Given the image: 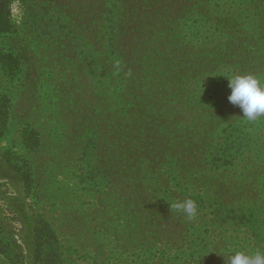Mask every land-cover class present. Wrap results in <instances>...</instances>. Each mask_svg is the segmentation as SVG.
I'll use <instances>...</instances> for the list:
<instances>
[{
    "label": "rangeland",
    "instance_id": "374dc122",
    "mask_svg": "<svg viewBox=\"0 0 264 264\" xmlns=\"http://www.w3.org/2000/svg\"><path fill=\"white\" fill-rule=\"evenodd\" d=\"M234 74L264 80V0H14L0 264H227L254 249L217 215L264 184V117L228 101ZM189 198L194 218L175 207Z\"/></svg>",
    "mask_w": 264,
    "mask_h": 264
},
{
    "label": "clouds",
    "instance_id": "9594fccd",
    "mask_svg": "<svg viewBox=\"0 0 264 264\" xmlns=\"http://www.w3.org/2000/svg\"><path fill=\"white\" fill-rule=\"evenodd\" d=\"M228 80L231 90L228 101L240 108L243 118L256 121L264 117V80L253 74H234L228 76ZM175 207L189 218H194L197 214V206L190 198ZM225 258L227 264H264V251H256L253 254L229 251Z\"/></svg>",
    "mask_w": 264,
    "mask_h": 264
},
{
    "label": "trees",
    "instance_id": "16d2710c",
    "mask_svg": "<svg viewBox=\"0 0 264 264\" xmlns=\"http://www.w3.org/2000/svg\"><path fill=\"white\" fill-rule=\"evenodd\" d=\"M14 0H1L0 2V32L6 31L10 27L11 7ZM2 105L0 103V115L2 114ZM1 120V118H0ZM259 197L250 201L249 209H219L217 215L226 217L227 221L235 222L252 237V248L248 253L253 254L256 251H264V184L258 192ZM48 228V225H44ZM39 245L43 243L44 233L37 236ZM252 244V245H253ZM248 245L242 246V250H248Z\"/></svg>",
    "mask_w": 264,
    "mask_h": 264
}]
</instances>
